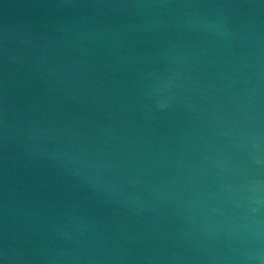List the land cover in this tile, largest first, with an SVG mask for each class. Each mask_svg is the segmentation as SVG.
<instances>
[{
  "label": "water",
  "instance_id": "water-1",
  "mask_svg": "<svg viewBox=\"0 0 264 264\" xmlns=\"http://www.w3.org/2000/svg\"><path fill=\"white\" fill-rule=\"evenodd\" d=\"M0 264H264V0H0Z\"/></svg>",
  "mask_w": 264,
  "mask_h": 264
}]
</instances>
